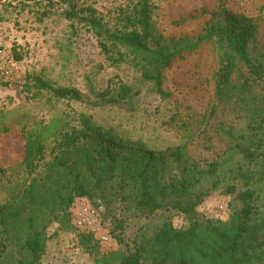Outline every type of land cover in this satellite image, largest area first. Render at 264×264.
<instances>
[{
    "label": "trees",
    "instance_id": "16d2710c",
    "mask_svg": "<svg viewBox=\"0 0 264 264\" xmlns=\"http://www.w3.org/2000/svg\"><path fill=\"white\" fill-rule=\"evenodd\" d=\"M59 2L68 7L64 11L67 19L83 24L95 35L112 63L125 62L127 55H132L141 78L152 83L163 98H169L165 81L170 69L201 45L217 43L214 95L222 109L230 108L239 115L249 113L254 122L251 129L264 137V52L258 46V18L236 13L226 0H219L212 9L202 6L189 15V19L203 18L194 34L168 37L155 30L152 0H132L127 9L118 12L122 26L115 28L92 6L79 7L75 0ZM263 11L264 4L262 15ZM9 82L0 78V84ZM20 82L27 90L33 86L56 100L78 101L92 109H134L139 95L133 85L123 81L94 92L93 98L76 87L55 85L39 75L24 74ZM174 116V121L177 117L181 120L184 136L189 139L208 119L206 115L186 117L182 110ZM74 120L76 125L56 120L41 130H23L24 153L16 164L23 172V183L12 185L7 199L0 201V249H24L27 256L18 258V264L41 263L53 223L78 230L72 218L76 199H87L98 212V200L109 205L112 199L131 204L141 216L171 212L154 234L130 241L121 232V221H116L120 232L114 236L126 247L117 264H264V220L255 204L260 198L256 184L264 181V146L229 143V150L234 149L244 162L238 165L235 176L243 179L245 188L238 191L236 185L229 186L228 193H236L242 207L227 222L217 223L198 214L197 207L210 194L199 188L209 176L215 178L213 187H218L219 176L228 170L227 160L195 158L186 145L170 153H157L141 141L126 140L112 127L96 123L92 115L80 113ZM224 127L221 125L222 133L225 130L232 141V127ZM51 133L58 138L48 145ZM262 144L261 139L257 145ZM226 153L224 150L218 156ZM9 169L0 166V176ZM175 213L185 214L187 225L175 226ZM78 235L88 251L93 250L92 241L98 244L93 232L79 231Z\"/></svg>",
    "mask_w": 264,
    "mask_h": 264
},
{
    "label": "rangeland",
    "instance_id": "374dc122",
    "mask_svg": "<svg viewBox=\"0 0 264 264\" xmlns=\"http://www.w3.org/2000/svg\"><path fill=\"white\" fill-rule=\"evenodd\" d=\"M75 1L79 7L96 8L109 26L115 28L122 26L117 18L118 12L127 9L132 0ZM152 1L155 5L153 24L156 32L168 37H179L187 33L194 34L200 29L203 18L189 19L194 10L202 6L212 9L219 0ZM226 2L234 12L258 18V46L264 52V11L261 14L264 0ZM67 9V5L61 4L59 0H13L0 6V31L6 37L11 53H15L16 59L21 61L24 74L29 77L39 75L55 85L76 87L90 98H93L94 92L123 81L139 91L135 99L136 106L134 109H92L78 101L56 100L51 98L50 93L33 86L27 90L21 80L1 83L0 166L11 169L5 176H0L3 184L0 188V201L7 199L12 185L23 183V172L16 169L24 153L23 130H41L56 120L76 125L74 117L85 113L92 115L94 121L105 128L115 129L122 138L141 141L145 147L157 153H170L186 145V150L195 158L199 156L208 161L221 162L227 160L225 169L228 170L224 172L225 175L219 176L221 182L218 187L212 185L214 177H206L203 181L199 189L210 191V194L196 209L204 220L227 222L242 207L236 193H228L229 186L236 185L238 191L245 188L243 179L235 176L238 165L244 162L234 149L229 150V146L241 143L260 148L264 144L257 143L261 139L264 141V137L251 129L254 122L249 113L242 112L239 115L230 108L222 109L214 95L213 75L219 57L218 44L205 43L184 60L177 62L168 72L165 81L169 98H163L153 90L152 83L141 78V72L131 61L132 55H127L125 62L112 63L86 26L65 17L64 11ZM179 110L186 117H208L193 139L184 136L178 117L174 121V115H178ZM221 125L227 129L232 127V141L225 130L222 133ZM55 137L58 138L55 133L49 135L48 145H53ZM224 150L227 153L218 156ZM51 159L48 150L47 161ZM203 161L201 165L206 164ZM256 186L260 198L255 204L264 220V181L261 180ZM85 201L88 202L87 199ZM98 201V217L102 229L112 238L110 248H106L99 237L94 235L98 244L92 241L93 250L88 251L80 244V229L68 230L55 222L48 228L46 252L40 264H117L126 247L114 236V232L119 231L116 229V221H121V232L130 241L154 234L171 215V212L159 211L151 216H141L129 203L112 199L108 205ZM172 219L177 227L188 223L183 213H175ZM26 256L27 253L21 247H10L7 252L0 249V264H18L17 259Z\"/></svg>",
    "mask_w": 264,
    "mask_h": 264
},
{
    "label": "built area",
    "instance_id": "2783aa9c",
    "mask_svg": "<svg viewBox=\"0 0 264 264\" xmlns=\"http://www.w3.org/2000/svg\"><path fill=\"white\" fill-rule=\"evenodd\" d=\"M13 0H0L2 3H9ZM24 77V69L21 61L11 53L7 39L0 31V78L4 80L19 81ZM74 225L83 232H93L99 237L101 243L110 248L112 238L109 233L102 229L98 217V211L83 199L77 200L72 207Z\"/></svg>",
    "mask_w": 264,
    "mask_h": 264
}]
</instances>
